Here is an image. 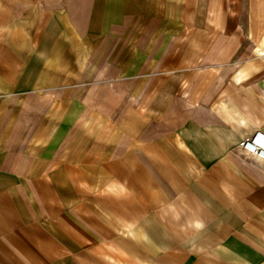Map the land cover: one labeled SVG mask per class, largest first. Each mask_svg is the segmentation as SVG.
Wrapping results in <instances>:
<instances>
[{"label":"crops","instance_id":"0c3cea01","mask_svg":"<svg viewBox=\"0 0 264 264\" xmlns=\"http://www.w3.org/2000/svg\"><path fill=\"white\" fill-rule=\"evenodd\" d=\"M0 264H264V0H0Z\"/></svg>","mask_w":264,"mask_h":264},{"label":"built area","instance_id":"2783aa9c","mask_svg":"<svg viewBox=\"0 0 264 264\" xmlns=\"http://www.w3.org/2000/svg\"><path fill=\"white\" fill-rule=\"evenodd\" d=\"M252 142H253V140L250 142V143H248V142H246L244 145H243V147H245V148H251L252 150H254V149H256V146L254 145V144H252ZM254 142H256V141H254ZM257 143V142H256ZM258 144V143H257ZM256 152L259 154V155H262V151H260L258 148L256 149Z\"/></svg>","mask_w":264,"mask_h":264},{"label":"bare ground","instance_id":"6f19581e","mask_svg":"<svg viewBox=\"0 0 264 264\" xmlns=\"http://www.w3.org/2000/svg\"><path fill=\"white\" fill-rule=\"evenodd\" d=\"M257 143H260L258 140H257ZM261 149V148H260ZM263 152V151H262Z\"/></svg>","mask_w":264,"mask_h":264}]
</instances>
